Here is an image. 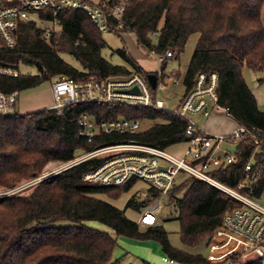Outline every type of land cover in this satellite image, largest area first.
<instances>
[{"label": "trees", "instance_id": "obj_1", "mask_svg": "<svg viewBox=\"0 0 264 264\" xmlns=\"http://www.w3.org/2000/svg\"><path fill=\"white\" fill-rule=\"evenodd\" d=\"M60 17L61 31L50 39L46 38L45 29L27 22L20 27L15 48H0L3 67L19 72L22 65L38 69L37 75L0 74V91L21 95L60 77L83 82L91 76L104 79L131 73V69L115 66L103 57L102 51L108 45L85 13L65 11ZM125 23L141 46L154 47L156 35L157 50L172 48L178 56L185 51L190 38L198 36L184 77L186 92L192 90L199 74L216 73L219 102L229 108V117L238 127L256 129L264 139V112L243 75L245 68L264 72V0H133ZM120 53L133 70L143 71L125 51ZM63 54L74 56L83 70L68 63ZM177 76L182 78L181 72ZM16 108L12 114L0 116V189L11 190L24 181L37 179L49 163L69 162L101 145L135 142L169 150L189 140L185 134L188 124L169 112L76 104L63 112L49 109L23 115ZM84 114L98 121L126 118L140 120L142 124L151 122L152 126L134 135H102L94 143H88L79 136V121ZM238 151L237 165L213 174L216 180L232 188L238 187L247 164L255 156L256 145L250 136L244 137ZM263 153L256 158L261 159ZM100 163L93 160L80 164L52 181L0 199V264H116L113 257L120 237L155 241L167 259L177 264H211L202 254L175 248L162 224L143 229L125 211L98 198V195L119 198L139 182L134 180L120 188L87 183L85 175ZM185 190L182 199H178ZM263 193L264 176L256 197L259 199ZM153 197L142 204L132 198L128 206L139 210L141 206H149ZM169 197L177 205L181 242L192 248L210 244L225 215L241 207L194 177L178 182ZM94 222L109 231L90 227ZM228 261L262 264L261 259L244 263L241 255H233Z\"/></svg>", "mask_w": 264, "mask_h": 264}, {"label": "built area", "instance_id": "obj_2", "mask_svg": "<svg viewBox=\"0 0 264 264\" xmlns=\"http://www.w3.org/2000/svg\"><path fill=\"white\" fill-rule=\"evenodd\" d=\"M132 1L0 0V48H15L19 43L20 27L27 22H35L39 28L45 29L47 39L53 34H59L62 28L60 16L65 11L85 13L102 34H131L132 30L126 26L125 18ZM153 41L154 47L144 48L160 65L155 73V87L149 81L150 74L137 70H132L126 76L104 79L91 76L83 82L60 77L52 81V109L63 112L71 105L103 104L169 112L188 124L185 134L189 140L185 143L187 147L184 154L177 156L168 150L135 142L101 145L63 163L55 174L89 161L100 160V165L85 175L87 183L109 188L124 187L134 180L147 183L151 191L149 196L155 197L141 216L138 224L142 227L161 224L163 205L160 198L170 195L182 174L197 178L241 204V207L225 215L217 231L245 240L250 244L252 253L262 251L264 256V206L256 197V190L264 176V156L257 159L256 155L264 152V139L260 138L256 129L249 130L245 127H237L228 136L205 132L194 118L209 119L213 113L230 116L229 108L219 102V76L216 73H201L196 77L192 90L186 92L184 80L177 76V71H165L167 64L176 57L175 51L172 48L157 50L156 35L153 36ZM0 74L18 77L20 72L0 65ZM180 86L184 87V94L170 108L164 97L174 99V88ZM19 98V92L0 91V116L12 114ZM79 127V136L88 143H94L102 135L137 134L142 131V122L126 118L98 121L94 116L84 114L80 118ZM246 136H250L256 145L255 156L247 164L244 178L238 187L232 188L216 180L213 174L239 163L238 147ZM226 145H236V152L232 154L224 148ZM46 179L47 177H40L34 184Z\"/></svg>", "mask_w": 264, "mask_h": 264}, {"label": "rangeland", "instance_id": "obj_3", "mask_svg": "<svg viewBox=\"0 0 264 264\" xmlns=\"http://www.w3.org/2000/svg\"><path fill=\"white\" fill-rule=\"evenodd\" d=\"M103 40L107 43V48H105L102 51V55L105 59H107L109 62H111L115 66H122L127 67L131 70L132 67L127 63L125 58L120 52L125 51L129 57L138 64V66L147 74H155L160 69V65L156 61L155 57L146 50L143 46H141L138 43V38L135 34H124V35H116L112 33L108 34H102ZM198 41V36H192L190 40L188 41V44L185 48V51L180 54V56L176 55V57L171 60L167 66H166V73H171L172 71H179L182 74V80H184V77L186 75V72L188 70V67L190 65L191 59L193 57V54L196 49V44ZM63 58L70 64H72L75 68L79 70H83V67L81 63L72 55L63 54ZM20 72L23 75H37L38 69L35 66H29V65H22L20 67ZM243 75L252 90L254 94L258 97L259 100H261L263 103L261 104L262 109L264 110V72H254L249 68H245ZM175 98L169 99L166 96L164 97L166 102L168 103L169 107L172 108L174 105L178 102V97L182 96L184 94V87H176L174 88ZM52 82L48 81L42 84L41 86L26 90L21 93L18 104H17V112L22 114L26 113L29 110H33L34 108H47L52 106L54 103L52 98ZM35 106V107H34ZM213 114H219V113H213ZM224 114V113H222ZM226 117L230 118L226 114H224ZM198 121L201 128L205 129L207 132H212L213 124L214 127H219V125H224V131L228 132V134L236 129L235 121H233L231 118L229 121H226L224 123H214V117H210L209 119H203L201 117L194 118ZM150 126H152L151 122H146L142 124V130L148 129ZM209 132V133H210ZM187 145L186 144H177L172 146L168 151L172 154H175L177 156H181L184 154L186 150ZM227 150H229L232 154L236 152L237 146L236 145H226L224 146ZM63 162H51L49 163L46 168L44 169L43 173L37 178V179H31L24 181L22 184L17 186L16 188H13L11 190L7 189H0V199L4 197L13 196L15 194L28 191L30 188L36 186L37 184L41 183H35L36 180H38L40 177H47L45 181H52L57 175L55 174L57 171L60 170L62 167ZM61 174V173H60ZM59 175V174H58ZM188 178L187 175L182 174L179 177L178 182H183ZM44 182V181H42ZM186 190L183 191L180 195H178V199H182L184 196ZM98 198L110 203L111 205L119 208L120 210L125 211L126 216L136 222L139 223L142 214L146 210V207L141 206L139 210H136L134 208L129 207V202L132 198H136L137 204H142L144 202H147V200L150 198L149 196V185L143 181H139L133 188H131L128 192L122 194L119 198L110 197L107 195H98ZM160 202L163 205V210L160 214L161 216V224L164 227V229L169 233L170 241L172 245L175 248L184 250L186 252H191L195 254H202L205 253V243L201 244L197 247H188L184 245L181 242L180 239V222L176 219L178 216L177 214V205L174 201L170 200L169 196L160 198ZM259 202V199H258ZM261 205H264V197L259 202ZM90 227L102 229L104 231H109V229L100 223H90ZM141 228L145 229V227ZM119 247V246H118ZM118 249L116 248L115 251ZM115 255V253H114ZM165 255V253H164ZM118 256V255H117ZM167 257V256H166ZM119 259V258H117ZM261 259L262 264H264V256L262 251H257L253 255L247 258V262L254 261V260ZM244 260H242L243 262ZM129 259L125 260L124 262H121V264H128ZM131 263L135 264L133 260H131Z\"/></svg>", "mask_w": 264, "mask_h": 264}, {"label": "crops", "instance_id": "obj_4", "mask_svg": "<svg viewBox=\"0 0 264 264\" xmlns=\"http://www.w3.org/2000/svg\"><path fill=\"white\" fill-rule=\"evenodd\" d=\"M51 94L53 98V93L51 92ZM256 98L258 101L259 109L264 112L261 106L263 102L259 100L257 96ZM52 104L53 105L50 107L44 109L34 108L33 110H29L26 113H22V114L24 115V114L40 112L43 110H49L53 108L54 103ZM212 117H214V123H219V122L224 123L226 121H229L230 119L222 113L213 114ZM215 125L213 124L212 126L213 128L212 132L209 131L210 132L209 133L204 129L205 132L211 135L228 136L232 134L235 130V129L232 130L229 134L228 132L223 133L224 125L221 124L217 128L214 127ZM235 125L237 124L235 123ZM237 127L238 126H236V128ZM263 197H264V193L260 196L259 202L261 199H263ZM117 249L118 250L114 252L115 255L113 257V263L116 264H121V262H124L127 259H129L128 264H133L131 263V260H133L135 264H177L167 259L166 255H164L163 248L159 243L155 241H137L127 237H120L118 239ZM191 254H195V253H191ZM253 254L254 253H252L250 249V244L248 242L240 238H237L233 235H230L224 231L221 232L216 231L213 241H211L210 244L205 243V253H202V255L208 261H210L211 264H233L231 261H228V259L233 255H241L242 260H244L243 262L246 263L247 258Z\"/></svg>", "mask_w": 264, "mask_h": 264}, {"label": "water", "instance_id": "obj_5", "mask_svg": "<svg viewBox=\"0 0 264 264\" xmlns=\"http://www.w3.org/2000/svg\"><path fill=\"white\" fill-rule=\"evenodd\" d=\"M174 45H175L174 42H172L171 43V47H174ZM149 81H150L151 85L153 87H155L156 86V81H157L156 75L155 74H150L149 75Z\"/></svg>", "mask_w": 264, "mask_h": 264}]
</instances>
